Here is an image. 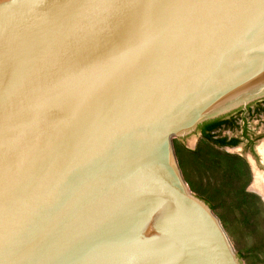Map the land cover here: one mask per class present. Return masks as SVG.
<instances>
[{
  "label": "water",
  "instance_id": "1",
  "mask_svg": "<svg viewBox=\"0 0 264 264\" xmlns=\"http://www.w3.org/2000/svg\"><path fill=\"white\" fill-rule=\"evenodd\" d=\"M262 99L264 0H0V264H259L199 129Z\"/></svg>",
  "mask_w": 264,
  "mask_h": 264
},
{
  "label": "rangeland",
  "instance_id": "2",
  "mask_svg": "<svg viewBox=\"0 0 264 264\" xmlns=\"http://www.w3.org/2000/svg\"><path fill=\"white\" fill-rule=\"evenodd\" d=\"M252 127L260 134L255 142V152L246 149L243 143L219 149L205 138L202 141L259 264H264V195L254 186L258 176L264 178V124ZM224 134L231 135L232 132ZM231 179H236V186L244 188V192L233 191Z\"/></svg>",
  "mask_w": 264,
  "mask_h": 264
},
{
  "label": "flooded vegetation",
  "instance_id": "3",
  "mask_svg": "<svg viewBox=\"0 0 264 264\" xmlns=\"http://www.w3.org/2000/svg\"><path fill=\"white\" fill-rule=\"evenodd\" d=\"M262 105V102L256 101L252 104H250L247 108H240L237 109L231 113H229L225 117L228 120H232L235 119L236 120V125H238L237 127H222L219 128L215 131H213V134L216 138L219 137H224L227 136L228 139L231 138H239L241 140V142L239 144H244L245 148L250 150L251 152H255V142L257 141V139L259 138L260 134L258 133V131L253 128L250 123L248 118L253 116L254 114H257L259 111L260 106ZM208 123V122H206ZM206 123H204L203 125H201L200 128H202ZM231 131L232 134L231 135H226L224 134L225 131ZM199 131L201 132V135L203 136L202 130L199 129ZM229 146H225L222 149H225Z\"/></svg>",
  "mask_w": 264,
  "mask_h": 264
},
{
  "label": "trees",
  "instance_id": "4",
  "mask_svg": "<svg viewBox=\"0 0 264 264\" xmlns=\"http://www.w3.org/2000/svg\"><path fill=\"white\" fill-rule=\"evenodd\" d=\"M262 102V105L259 108V112H263L264 113V99L260 100ZM237 127L238 125H236V120L232 119L231 121L226 119L225 117H221L212 121H209L208 123H206L202 128H200L202 130L203 133V137L207 140V142H209L211 145L222 149L225 146H229V147H235L237 146L241 140L239 138H231L228 139L227 136L224 137H219L216 138L213 134V131L222 128V127ZM200 154V153H199ZM228 168H231V166H229ZM230 182L232 183V187L231 189H233V191H235L236 193H241L244 192V188H238V186H236L237 181L236 179H231ZM225 183V182H224ZM230 189V190H231ZM237 190V191H236ZM225 191V190H224ZM223 190H221L220 188H215V190L213 191V197H217V196H222L224 193ZM199 197H201L202 199H204L207 203H209V205L215 209V203L213 198L210 197H206V196H202L201 194L199 195L198 193L196 194ZM218 216L221 218V220L223 221L224 218L221 214H218ZM238 254L240 255V257L242 258L243 256L238 252Z\"/></svg>",
  "mask_w": 264,
  "mask_h": 264
},
{
  "label": "bare ground",
  "instance_id": "5",
  "mask_svg": "<svg viewBox=\"0 0 264 264\" xmlns=\"http://www.w3.org/2000/svg\"><path fill=\"white\" fill-rule=\"evenodd\" d=\"M261 173V172H260ZM254 186H257L261 193L264 195V178L258 176Z\"/></svg>",
  "mask_w": 264,
  "mask_h": 264
}]
</instances>
